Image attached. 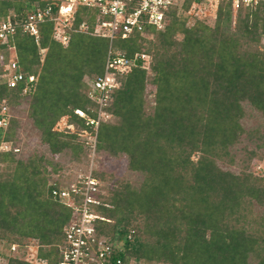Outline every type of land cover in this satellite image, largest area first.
<instances>
[{"label":"trees","instance_id":"1","mask_svg":"<svg viewBox=\"0 0 264 264\" xmlns=\"http://www.w3.org/2000/svg\"><path fill=\"white\" fill-rule=\"evenodd\" d=\"M194 1H183L185 13L180 6L167 11L163 27L147 26L150 39L137 33L114 41L115 54L146 53L151 63L139 59L118 75L121 85L105 108L110 117L98 130L89 123L99 109L89 90L105 71L107 38L72 31L65 45L48 21L39 25V43L20 26L2 46L5 61L16 58L25 74L38 78L27 93L22 84L0 80V118L4 109L11 115L0 128V163H7L0 172V239L9 248L33 243L40 260L60 264L64 226L72 220L53 193L63 185L49 184L46 157L24 160L15 148L1 149L15 141L19 121L12 108L25 101L52 153L90 154L75 141L78 134L55 129L68 117L78 130L95 132L98 152L125 156L139 173L137 183L120 180L100 194L97 210L105 219L97 221V232L118 244L111 264H264V176L250 167L253 159L264 160V126L246 133L243 125L248 113L264 118V0L237 10L232 0H221L214 25L198 18L190 25ZM61 3L0 0V20L21 23L37 7L52 6L57 14ZM97 14L81 6L73 27L86 22L93 31ZM225 162L237 165L225 168ZM95 175L108 180L105 172ZM0 254L6 264H35L25 251Z\"/></svg>","mask_w":264,"mask_h":264},{"label":"built area","instance_id":"2","mask_svg":"<svg viewBox=\"0 0 264 264\" xmlns=\"http://www.w3.org/2000/svg\"><path fill=\"white\" fill-rule=\"evenodd\" d=\"M183 1L62 0L57 14H54L52 6L37 7L30 10L26 19L21 23L13 22L11 19L0 20V80H6L9 87H18L22 84L26 93L37 82V76L25 74L16 58L5 61L2 53V46L10 41L20 26L32 35L37 43L40 42L39 25L48 21L55 23V37L65 45L70 41L72 31L89 32L91 35L107 38L110 48L105 71L98 79L90 82L89 90L90 97L99 105L97 118H89V123L95 125L98 130L101 121L110 117L105 108L112 100L114 90L121 85L118 75L136 65L139 59L147 60L150 57L146 53H138L133 58L117 55L112 46L114 41L118 38L128 39L137 33L150 39L152 34L146 30L147 26L163 27L167 11L178 8ZM213 1L219 4L221 0H209L210 4ZM261 1L263 0H232L235 10L241 6H256ZM81 6L98 9L93 31H89L86 22H83L78 29L73 27V21ZM77 112L86 116L81 110ZM7 124L8 117L6 110H3L0 128ZM93 151H96V143ZM97 180L93 174H90L87 179L74 184L69 191H62V189L53 191L54 195L64 199V203L74 213L72 220L64 228L65 242L61 249L60 264H111L118 244L97 232V221L105 219L97 210L103 204L98 188L100 183ZM71 200L79 201V206L70 204ZM117 263L120 264L121 261ZM36 264H48V261L41 259Z\"/></svg>","mask_w":264,"mask_h":264},{"label":"rangeland","instance_id":"3","mask_svg":"<svg viewBox=\"0 0 264 264\" xmlns=\"http://www.w3.org/2000/svg\"><path fill=\"white\" fill-rule=\"evenodd\" d=\"M182 3L183 2H181L179 7L181 9L179 10L180 13L184 12V10L182 9ZM218 5V2L216 1H213L212 4H210L209 0L194 1L190 10L187 12V17L189 19L188 23L192 25L195 22L194 18H198L206 21L210 25H214ZM184 16L186 15L184 14ZM150 63L151 56L147 59V63L145 64V66L150 67ZM149 99L152 100L153 95H151ZM6 114H9L8 118H10L11 115L8 110H6ZM12 114L14 115V118L19 121L18 125H16L15 127V141L13 143H10L9 145L6 143L4 145L2 144L1 149L10 150L12 148H15V151H18L17 156L23 158L24 160H27L29 157H33L36 155L45 156L47 159V178L49 180L50 185H63L62 191H69L74 184H77L87 179V176H89L90 174H93V176L96 177V173L105 172L108 174V180L101 179L100 177L96 178L98 179L97 181H99L100 183L98 187L99 191L103 194H107L108 190L113 189L116 186L117 182L120 180L129 179L130 181L136 183L139 181V173L131 171L129 169L128 160L125 156L114 157L112 155L107 154L106 152H98L97 145L96 151L94 152V145L95 143L97 144L95 132L93 133L91 130H78L76 125L69 123L68 117H63L55 125V129L64 133H68V135L70 133L78 134V139L75 141L84 143L85 148L87 149L86 151H88V148L91 150L88 157H83L82 154H80L78 157H75L70 148H67L64 152L60 154L52 153L48 145L42 141L38 128H36L32 118L29 116L27 102L23 101L20 104L14 106V108H12ZM258 114V112H252L250 114L248 113L246 118L243 119V125L246 128V133L247 131H252V129L256 128L257 126H264V118ZM79 115L82 116L80 113ZM245 135L243 137V140L246 141L245 143L247 144L248 136ZM66 138L68 139L69 137ZM243 146L244 144L240 145V147ZM234 152H237L239 156H243V158H245V154L243 155L242 151L240 149H237V147L233 149V153ZM196 157H198V154H196L194 158L196 159ZM6 164L7 163H0V172L6 170ZM250 164L251 169L256 175L264 176L263 159H253ZM221 165L225 168H235V165L237 164L234 163L233 165L228 162H225L221 163ZM69 203L74 204V206L76 207L80 204L77 200H71ZM73 216L74 213L72 212V218ZM59 246L61 251V249H63L64 243L60 244ZM13 247H15V249H13ZM24 251L28 253L27 257L29 258V260H31L35 264L38 260H40L38 256V247L36 244L30 243L24 247H20V245L18 244H13L9 248L7 246V243L0 239V252H2L3 254H7L8 256H16L22 254ZM6 261L7 257L4 258L3 255H1L0 264H6Z\"/></svg>","mask_w":264,"mask_h":264}]
</instances>
